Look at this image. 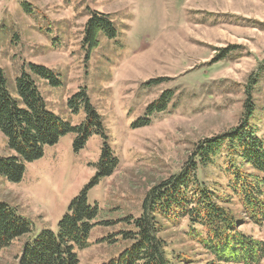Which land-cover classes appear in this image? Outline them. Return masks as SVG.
<instances>
[{"label": "rangeland", "instance_id": "374dc122", "mask_svg": "<svg viewBox=\"0 0 264 264\" xmlns=\"http://www.w3.org/2000/svg\"><path fill=\"white\" fill-rule=\"evenodd\" d=\"M94 12L111 15L118 35L102 34L88 52L84 31ZM29 64L57 75L59 86L43 80L38 85L48 110L73 126L86 113L76 112L71 98L86 90L119 159L115 173L89 191L100 215L80 264L117 257L129 245L122 235L132 230L126 220L141 215L149 190L179 174L201 142L245 121L251 77L258 82L249 125L264 140V0H0V67L13 85ZM167 91L174 95L168 110L148 116L147 108ZM75 140L71 132L46 147L41 158L25 164L19 183L0 176V202L38 233L56 231L96 175L105 139L94 134L79 149ZM10 154L0 132V156ZM230 160L223 152L213 165L199 166L198 178L244 234L264 241V224L251 221L229 188ZM188 231L187 220L164 223L169 258L174 264H213ZM26 240L1 251L0 264H17Z\"/></svg>", "mask_w": 264, "mask_h": 264}, {"label": "trees", "instance_id": "16d2710c", "mask_svg": "<svg viewBox=\"0 0 264 264\" xmlns=\"http://www.w3.org/2000/svg\"><path fill=\"white\" fill-rule=\"evenodd\" d=\"M102 34L110 39L117 37L116 24L111 15L94 12L85 27L84 48L92 52L99 46ZM39 80L53 86L61 84L52 70L29 64L12 85L0 67V132L11 152L8 156H0V176L12 183L21 182L25 164L41 158L46 147L57 144L71 132L76 134L77 149L94 134H101L105 142L96 175L70 203L68 213L56 231L44 229L38 233L31 221L10 205L0 202V252L14 241L27 237L17 264H80L79 253L89 248L91 232L100 215L98 205L89 203V191L115 173L119 159L108 143L102 118L86 90L71 98L70 105L74 110L84 108L86 113L85 120L73 126L48 110ZM250 80L254 82L246 93L249 99L245 121L229 133L201 142L194 158L179 174L149 190L141 215L126 220L132 230L124 231L122 235L129 245L103 264H174L161 234L165 222L177 225L183 220L188 221L187 234L212 256L213 264L264 263V241L255 240L240 230L231 211L218 202L221 199L215 192L200 182L197 173L199 166L213 165L225 152L231 159V170L228 171L232 178L229 184L232 194L239 197L245 214L253 223L264 224V140L249 125L255 112L251 98L258 82L253 77ZM173 96L172 92H165L147 108V115L167 111ZM148 122L149 119H145L141 123L146 126ZM238 159L242 165H235ZM245 165L254 173L246 172Z\"/></svg>", "mask_w": 264, "mask_h": 264}]
</instances>
